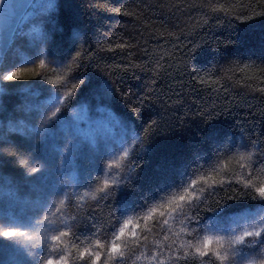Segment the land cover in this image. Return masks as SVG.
<instances>
[{"label": "trees", "instance_id": "1", "mask_svg": "<svg viewBox=\"0 0 264 264\" xmlns=\"http://www.w3.org/2000/svg\"><path fill=\"white\" fill-rule=\"evenodd\" d=\"M33 3L42 4L43 0ZM262 14L264 0H67L61 6L59 17L52 12V19L42 26L37 25L31 15L23 22L21 35L14 36L6 54L11 61L10 70L25 68L27 71L21 74L25 79L1 85L0 141L18 145L17 157L39 145V155L49 165V170L38 176V184L44 190L49 186L58 187L60 181L71 184L70 169L60 163L65 150L58 144L57 130L64 121L50 129L43 140L40 127L31 126V122L38 123L42 118L36 115L37 107L48 108L47 99L57 94L58 85L50 81L63 78L61 83L67 81L66 87H71L75 81L70 77L85 82L99 78L111 84L114 98L110 105L94 103L92 112L101 108L115 109L117 115H129L138 130L150 119L161 120L165 126L153 135V143H179L198 138L200 129L210 124L222 129L236 144L249 145L214 161L215 171L211 173V179L223 180V184L215 185L220 190L211 194L210 204L217 199L241 196V177L252 179L257 186L264 181V170L258 168L252 169L251 175H243L250 161L240 158L241 152L252 151V159H255V150L250 147L253 141L264 149V63L259 59L264 39ZM34 26L48 35L43 43L33 31ZM74 39L76 46L73 47ZM81 42H84L82 59L69 64L68 48L71 47L74 54ZM54 48L62 55H51ZM41 59L45 61L43 65ZM50 60L56 63H49ZM5 63L4 59L2 65ZM77 91L79 95L74 97L72 108L92 103L85 99L86 88ZM131 108L136 111L131 112ZM135 148L139 151V143ZM141 155L142 167L155 166L150 152ZM126 165L134 167L131 159L124 158L113 179H121ZM17 167V163H13L7 169L0 168V228L25 224L32 234V242L12 243L7 250H0L3 264H29L30 246L38 239L45 246L42 255L47 256L51 250L54 264H64V260L67 264H84L97 250L101 256L95 264H117L120 258L113 259L106 251L110 243L106 247L96 244L97 238L104 244L103 236H89L85 231L83 235L78 233L79 239H74L71 233L60 236L59 240L52 239L59 235V230H53L49 223L57 227L62 221L72 224L73 218L85 215L94 217L102 229L115 223L110 213L112 217L118 213L111 200L98 203L100 194H93L96 184L80 188L79 199L73 197L71 204L67 201L60 204L58 197L49 196L43 203L45 210L37 227L36 221L29 222L20 216L25 206L16 180ZM113 179L109 180L110 187L116 186L111 184ZM52 201H56V207L51 208L49 215L48 206ZM192 212L195 214V210ZM5 215L9 218L7 221L3 220ZM154 215L159 217V213ZM207 215L210 214L202 205L200 216ZM44 216L48 217L47 222ZM132 219L140 238L121 237V250L125 253L123 264H156L151 258L154 252L163 256L164 264H205L204 259L194 254L185 258L178 253L179 259L171 255L178 246L173 243V234L177 233L176 227H183V216L169 220L163 227L155 220L137 224L134 216ZM122 225L123 221L116 226L117 230ZM131 228V225L126 226L125 233ZM184 236L189 235L184 233ZM108 239L111 240L110 235ZM53 245L58 247L53 250ZM80 252H85V256L81 257ZM60 256L64 260H60ZM209 262L220 264L213 257Z\"/></svg>", "mask_w": 264, "mask_h": 264}, {"label": "snow or ice", "instance_id": "2", "mask_svg": "<svg viewBox=\"0 0 264 264\" xmlns=\"http://www.w3.org/2000/svg\"><path fill=\"white\" fill-rule=\"evenodd\" d=\"M66 3L67 0H43L42 4L34 3L31 5L34 9L32 18L37 25L42 26L52 19L50 15L52 12H55L58 18L61 6ZM15 8L14 5L6 3V0H0V10L4 11L6 19L12 17ZM33 31L38 34L41 43L48 39V35L40 27L34 26ZM12 35L15 36L16 33L13 32ZM83 43L81 42L74 54L71 47L68 48L69 64H75L82 59ZM71 44L73 47L76 46V40H72ZM57 54L62 55L54 48L51 55ZM259 59L264 63V39L261 40ZM5 60L6 63L0 65V71L3 72L0 79L14 81L26 78L21 74L27 69L15 68V70H10L11 61L7 55ZM44 63L45 61L41 59L40 64L43 65ZM49 63H56V61L50 60ZM62 79L50 81V83L58 85L55 98L48 102L51 107H37L36 109L37 117H42L40 122L41 140L46 138L50 129L55 128L57 124L65 120L84 119L82 115L77 113L76 109L71 107L74 97L79 95L78 88L81 91L86 88L85 99L92 102L81 106L80 111L82 113L91 112L94 103L110 105L114 98V90L106 80L89 78L85 82L76 77H70L75 82L71 84V87H66L67 81L61 83ZM203 82L201 80V83ZM6 87H12V85H6ZM61 90L63 91L61 92ZM140 103H143V100ZM0 111L3 109L0 108ZM99 111L106 113L107 125L119 127V133L109 136L108 127L106 128L104 123L98 121V126L91 127L83 137L72 136L68 138L65 145V155L62 156L60 163L67 169H75L76 174L70 176L71 184L60 181L58 187L49 186V190L52 195L59 198L60 204H64L65 201L71 204L73 197L79 199L77 192L80 188H91L99 174H107L106 169L118 154L121 158L131 159L134 167L126 165L122 169L121 179L111 181V184L116 185L115 187H110L109 181L106 180L104 186H96L93 193L94 195L100 194L98 203L111 200L118 215L112 217L110 213V219H114L115 223H111L103 229L97 226L94 217L87 215L73 218L72 224L62 221L58 227L49 223V227L53 230H59V235L53 236V240H59L60 236H67L69 233L74 239H79L78 233L83 235L85 231L88 232L89 236H103L104 244L99 238L96 239V244L106 247L110 243V247H106V251L113 255V259L120 258L117 259V264H123L122 258L125 253L121 250V237L128 235L137 240L140 238L136 231L137 225L133 224V216L137 224L141 221L155 220L156 224L161 225V227L168 225L169 220L175 221L178 217L183 216L185 219L181 221L183 227L180 232L192 236L198 241L202 232L227 234L231 248V259L228 258L227 252L222 254L219 247L209 248L213 239L209 235L203 237L202 245L199 242L193 244L191 240H181L176 251L171 252L172 257L179 259V253L187 258L193 255V252L189 250L191 248L194 249L195 254L201 257L211 252L222 264H264V258L258 262L254 259L255 256L264 257V181H261L257 186L252 179L241 177L243 180L241 196H229L209 203L211 194L220 190L215 185L223 184V180L217 182L215 179H211V173L215 171L213 162L221 156L234 153V150L246 149L249 145L236 144L222 129L208 124L206 120L204 123L208 126L200 129L198 138H190L179 143H153V135L165 126L161 120L150 119L142 130H138L127 114L120 113L117 115L116 110L110 108H101ZM130 111L135 112L136 109L131 108ZM138 143L139 151L135 148ZM145 145L148 146L147 149ZM250 147L255 150V159H252V151L240 153L241 159L250 161L247 166L248 171L243 175H251L254 168L264 170V149L256 141H253ZM145 151L150 152L155 161L153 168L142 167L144 159L141 153ZM133 153H135L134 158ZM18 154H20V147L14 142L0 141V168L7 169L9 165L17 163ZM25 154L36 164V166L31 167V173L41 176L49 170V165L39 155L38 144L31 147ZM18 163L24 164L25 161L21 159ZM241 167L244 168V165ZM210 179L211 183L208 182ZM202 205L204 211L210 215L200 216ZM52 207H56V201L49 204V215L52 214ZM44 210L43 207H38L36 214H42ZM192 210H195V214ZM155 213H159V217L154 215ZM8 219L7 215L3 217L4 221ZM43 220L47 222L48 217L44 216ZM121 221H123V225L117 230L116 226ZM129 225L132 228L129 233H125V227ZM36 226H40V221H36ZM93 229L95 232L92 231ZM16 235H24V233L20 232L18 227H4L0 230V237L4 238L0 239V250L10 248L14 243L10 238ZM109 235L111 236L110 241ZM173 235L177 238L180 237V233ZM214 238L220 241L224 237L217 234ZM165 239H167V234ZM57 247L58 245H53V250ZM169 250L171 251V248ZM44 252L45 246L38 239L30 246L28 255L32 259L29 264H54L51 250L47 256L42 255ZM79 255L84 257L85 252H80ZM57 256H59L58 252ZM100 256L101 252L97 250L91 253L84 264H89V261L91 264H95ZM151 258L156 260V264H164L162 255L158 256L154 252ZM59 259L64 260L62 256ZM0 264L3 262L0 261ZM64 264H67L66 260H64Z\"/></svg>", "mask_w": 264, "mask_h": 264}, {"label": "rangeland", "instance_id": "3", "mask_svg": "<svg viewBox=\"0 0 264 264\" xmlns=\"http://www.w3.org/2000/svg\"><path fill=\"white\" fill-rule=\"evenodd\" d=\"M42 1V0H39ZM34 4V3H33ZM36 4V3H35ZM34 12V9L31 7L29 8V10L27 11V13L25 14L24 18L22 19V23L19 27V30L16 33V36L18 34V36L21 35L20 32H22L23 30L21 29L23 22L30 17ZM3 75V72L0 71V76ZM0 83L5 84L6 81H4L3 79H0ZM54 99V97H49L47 99V104H48V108L51 107V105L48 103L50 100ZM77 113L82 115L84 117L83 120H65L63 123H61V126H59L60 129L57 130V136L59 138V142L58 144L61 145V148L65 150V145L67 142V139L72 137V136H80L83 137L86 133L89 132L91 127H96L97 122H102L104 123L105 127H108V135L111 136L113 134H118L119 133V127L118 126H111V125H107V118H106V113L102 112V111H97V112H81V107H77L75 108ZM98 113V114H97ZM40 118L38 120V123H34V120H32L31 122V126L33 127H40V122H41ZM67 122V123H65ZM24 129V127H22ZM13 135H16V133L14 132ZM24 153H21V155L19 157L16 158L17 160V170L18 173L16 174V180L19 181L20 187L19 190L22 194L21 200L24 204V209L22 210V214H20V216L25 219L28 220L30 222V220H34V221H38L44 214V212L42 214H36V209L38 207H43V203H45V201L47 199H49V196H51V191L49 190H44L43 186L41 184H38V176L35 173H31V167L36 166L35 163L32 162V160L30 159V157L28 155ZM24 160L25 163L24 164H19L18 161L19 160ZM124 158H121L118 154L114 157L112 163L110 164V166L106 169V173L107 174H99L98 175V179L95 181L94 184H96L97 186H104V181H109L110 179H113L114 176V172L115 170L119 167V165L123 162ZM70 172L72 175L76 174V170L75 169H70ZM35 181H36V185H35ZM4 227H18L20 232L24 233V235H16L12 238H10L12 241H14L13 244H17V243H30L32 242V234L30 232V230L28 229L29 227H27L25 224H12V225H3L0 230H2ZM129 227V226H128ZM177 233H180V237L177 238L175 236V243L176 245L180 246L181 240H191L193 244H197L198 242L202 245L203 243V237L205 235H209L212 236V242L209 244V248H216L219 247V249L221 250L222 254L224 252L228 253V258L231 259V248L229 247V241L227 239V234L225 233H200V237H199V241L197 239H194L192 236H188L185 237L184 233L180 232L179 227L175 228ZM174 233V232H173ZM220 235L221 237H224L223 239H221L220 241H217L214 237L215 235ZM174 236V235H173ZM29 237H31V239H29ZM0 239H4L2 237H0ZM173 244V243H172ZM173 244V245H174ZM175 245V246H176ZM177 246V248H178ZM190 251L193 252L194 255L198 256L201 259H204L206 262L205 264H210L209 259H211V257L217 259L216 256L212 255L211 252H209L206 256H199L198 254L194 253V249L189 248ZM264 257H260V256H255L254 259L257 260V262L262 259ZM217 261H219L220 264H222V262L220 260L217 259Z\"/></svg>", "mask_w": 264, "mask_h": 264}, {"label": "water", "instance_id": "4", "mask_svg": "<svg viewBox=\"0 0 264 264\" xmlns=\"http://www.w3.org/2000/svg\"><path fill=\"white\" fill-rule=\"evenodd\" d=\"M34 1L35 0H6V3L12 4L16 7L12 17L9 19H6L4 11L0 10V65H2L12 44L14 38L12 33H16L20 22Z\"/></svg>", "mask_w": 264, "mask_h": 264}]
</instances>
